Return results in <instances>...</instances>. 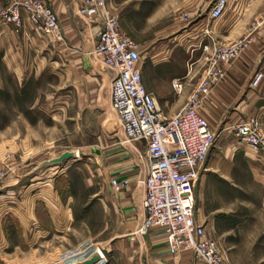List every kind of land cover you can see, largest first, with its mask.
Here are the masks:
<instances>
[{
  "label": "rangeland",
  "instance_id": "374dc122",
  "mask_svg": "<svg viewBox=\"0 0 264 264\" xmlns=\"http://www.w3.org/2000/svg\"><path fill=\"white\" fill-rule=\"evenodd\" d=\"M138 1L142 3L138 14L125 12L123 18V7L113 4L111 11L121 31L124 24L129 29L126 35L140 45L141 66L147 75L159 60V47L171 46L177 35H182L178 43L186 50L190 44H197L195 38L203 30L214 31L223 21L226 44L241 29L229 25L232 19L249 17V11L255 8L259 13L256 16L264 18V0H225L221 16L212 24L207 12L213 0ZM149 11L152 16L161 15L150 27L145 26L143 19ZM179 14H185L187 19L180 21ZM73 25L79 37L74 53L65 40L63 54H49L41 72L17 83L7 79L0 91V264H53L68 257L83 262L100 253L103 263L107 260L100 245L88 241L89 235L80 231L78 225L75 232L57 234L51 229L45 233L26 213L45 209L41 196L46 185L53 190L55 181H63L73 196L76 215L93 218L97 212L88 202L91 188L86 179L99 177L104 159L112 155V147L131 143L124 141L108 102V71L87 53L91 41L85 30L89 24L75 17ZM186 38L192 42H183ZM144 86L159 94L158 107L165 116L180 108L176 96L171 94L170 103H162L169 85ZM212 131L214 142L195 184V215L198 219L215 218L211 236L227 264H264V163L236 142L232 126ZM232 140L238 144L234 154L227 148ZM73 151L76 157L72 159L41 164ZM92 224L97 228L93 219ZM33 249L37 254H53L45 260L19 261Z\"/></svg>",
  "mask_w": 264,
  "mask_h": 264
},
{
  "label": "crops",
  "instance_id": "0c3cea01",
  "mask_svg": "<svg viewBox=\"0 0 264 264\" xmlns=\"http://www.w3.org/2000/svg\"><path fill=\"white\" fill-rule=\"evenodd\" d=\"M4 1L0 0V4ZM43 1L57 15L64 42L57 43L50 38L38 36L26 22L20 29L0 25V91L4 89L3 85H6L7 79L17 83L27 78L28 75L41 72L47 66L49 54H63L65 40L70 46L69 51L74 53V50L78 48L79 37H77L73 19L75 17L80 19L77 14V9L81 5L80 0ZM111 2L113 7H123V18L125 12L138 14L142 10V3L138 0H123L121 4H117L114 0ZM257 14L259 13L256 8L251 9L249 17L232 19L229 22V25H235L241 29L237 30L236 38L234 37L226 44L242 42L244 45L235 59L227 65H220L224 72L223 79L208 89L198 109L199 115L207 121L211 130H226L244 118L255 117L260 121L264 132V18L256 16ZM183 16L186 15L183 14L180 17L179 14L178 19L181 21ZM143 19L145 26L150 27L161 19V15L152 16V12L149 11ZM216 20H211V24ZM222 22L217 24L214 31L203 25L206 29L203 30L202 35L196 36L197 44L195 46L190 44L186 50L178 43L181 40L179 39L181 34L172 38L171 46L165 49H161L160 46L156 53L159 60L152 64L150 74H144L141 66L143 86L169 85L168 96L164 97L163 105L170 103L174 95L177 104L181 107L196 91L204 70L208 66V58L211 56L208 49L203 50V47L209 48L213 43H225ZM88 24L85 31H87V38L90 39L91 44L86 49L87 53L94 45L99 28L97 21H91ZM127 29L128 27L125 28L123 24L125 34H128L129 29ZM140 41L147 42L146 40ZM182 41L192 42L190 38ZM255 71L262 72L263 79L256 88L251 89L248 83ZM174 83L181 85L179 92L172 89L171 85ZM145 89L152 95L158 107L159 94L151 87ZM237 145L234 140L227 145L231 154L236 152ZM111 151L112 155L104 159L99 177L86 179L88 188H91L88 202L92 203L93 209L97 212L93 218L87 214L76 215L72 208L73 196L68 193L63 181L58 184L55 181L53 185L55 184L56 187L54 186L53 190L49 188V184L46 185L41 196L45 209L41 211L33 209L32 212L30 210L26 212L29 216L31 214L38 228L42 227L45 233L51 229H54L53 231L57 234L75 232L78 225L82 228L80 231L89 235L88 241H94V246L100 245L98 248L107 257L105 263L100 253L83 262H74L68 257L61 262L55 261L53 264H84L94 257H100V259L93 264H203L193 259L187 252L176 256L169 255L163 242V235L156 228L139 234L138 230L144 217L141 208L144 194L143 181L147 174L142 143L131 142L127 146H115L111 148ZM242 151L245 149L243 148ZM253 158L261 161L255 156ZM261 162L264 163L263 160ZM112 178L127 179L128 188L117 193L112 192L109 186V180ZM89 218H91L90 221ZM92 219L97 223V228L93 226ZM196 219L205 225L210 235L214 232V217L202 216L198 219L196 216ZM218 247L220 248L219 245ZM55 250L60 251L57 248ZM35 251V249L30 250V253L19 261L45 260L53 254V251H45L42 254H37Z\"/></svg>",
  "mask_w": 264,
  "mask_h": 264
},
{
  "label": "built area",
  "instance_id": "2783aa9c",
  "mask_svg": "<svg viewBox=\"0 0 264 264\" xmlns=\"http://www.w3.org/2000/svg\"><path fill=\"white\" fill-rule=\"evenodd\" d=\"M80 4L78 16L88 23L98 22L88 55L108 71V102L124 141L142 143L147 174L143 181L144 217L139 234L156 228L163 235L169 255L187 252L203 264H227L218 244L195 216V184L214 142L213 131L198 109L208 89L223 79L220 65L235 59L244 44L204 46L203 50L208 49L211 56L196 91L178 110L165 116L142 84L139 46L121 31L111 11V0H80ZM225 5V0H213L208 18L218 19ZM24 22L38 36L64 42L57 15L43 0H5L0 4V25L20 29ZM262 79V72L255 71L248 87L256 88ZM171 87L175 92L181 89L179 83ZM232 130L238 144L264 161V132L257 118H244ZM109 186L117 193L127 189L129 182L125 178H112Z\"/></svg>",
  "mask_w": 264,
  "mask_h": 264
},
{
  "label": "water",
  "instance_id": "95a60500",
  "mask_svg": "<svg viewBox=\"0 0 264 264\" xmlns=\"http://www.w3.org/2000/svg\"><path fill=\"white\" fill-rule=\"evenodd\" d=\"M74 154L72 152H63L62 154H60L58 157L53 158L51 160H47L42 162V165H54V164H59L64 160H68V159H72L74 158ZM98 260V257H94L93 259H91L90 261H87L84 264H93L94 262H96Z\"/></svg>",
  "mask_w": 264,
  "mask_h": 264
},
{
  "label": "bare ground",
  "instance_id": "6f19581e",
  "mask_svg": "<svg viewBox=\"0 0 264 264\" xmlns=\"http://www.w3.org/2000/svg\"><path fill=\"white\" fill-rule=\"evenodd\" d=\"M72 153H73L74 156L76 157V153H75L74 151H73ZM99 259H100V257H98V260H99ZM98 260H97V261H98ZM97 261H96V262H97ZM96 262H94V263H96Z\"/></svg>",
  "mask_w": 264,
  "mask_h": 264
}]
</instances>
